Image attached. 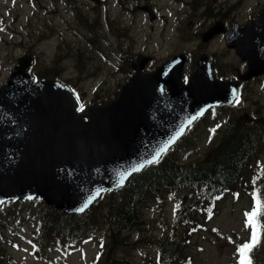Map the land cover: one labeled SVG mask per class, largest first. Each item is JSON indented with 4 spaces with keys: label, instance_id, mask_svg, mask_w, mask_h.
Returning <instances> with one entry per match:
<instances>
[{
    "label": "rangeland",
    "instance_id": "rangeland-1",
    "mask_svg": "<svg viewBox=\"0 0 264 264\" xmlns=\"http://www.w3.org/2000/svg\"><path fill=\"white\" fill-rule=\"evenodd\" d=\"M152 1L158 5L161 19L149 23L140 14L136 23L131 24L134 15L114 8L111 15L123 22L121 28L125 29H121L120 34L115 29L116 35L109 30L110 41H105L73 26L70 21L72 12L62 0H0V82L9 75L18 57L32 51L36 57L35 71L56 70L57 77L73 85L84 103L107 100L116 95L119 84L130 75L119 51L128 53L131 49L135 54L140 51L152 53L151 68L155 69L181 49L195 48L194 43L183 40L177 33L178 17L185 20L183 13L190 10L189 6L181 4L182 1L191 2L197 9L194 19L199 21L202 29L211 21L206 9L212 14L224 2L234 4L231 16L237 20L246 16L250 18L264 8V0ZM86 3L87 0H78L79 5ZM56 5H60L58 9L61 11L58 12ZM84 10L88 13L90 7ZM94 10L88 13L90 19L96 18L97 10ZM217 41L211 49L221 55L231 69L242 67L236 54L229 52L223 41ZM230 116L243 124L264 117V87L261 83L256 82L244 90L232 109L209 112L191 128L187 139L192 143L183 142L173 150L174 155L188 165L206 158L213 152L221 128ZM249 161L243 180L215 194L198 210L190 211L188 225L177 222L175 209L178 203L172 195L165 192L160 199L151 198L145 208V226L151 234L168 236L176 226V234L182 236L183 241L182 258L177 264H239L238 248L251 241L252 228L246 226V214L253 211L256 180L264 156L255 154ZM43 209L44 204L39 200L26 203L21 209L12 203L0 208V264H104L99 261L100 257L110 247L105 246V234L101 230L87 232L82 240L69 244L46 237L39 239ZM260 231V243L252 250L254 254L256 251L264 253V228ZM115 256L138 264H159L157 250L148 243L129 249L119 247Z\"/></svg>",
    "mask_w": 264,
    "mask_h": 264
},
{
    "label": "water",
    "instance_id": "water-1",
    "mask_svg": "<svg viewBox=\"0 0 264 264\" xmlns=\"http://www.w3.org/2000/svg\"><path fill=\"white\" fill-rule=\"evenodd\" d=\"M227 45L249 64L242 80L264 74V11L227 33ZM186 60L178 53L143 73L148 58L139 57L115 98L82 106L54 75L35 79L30 56L20 58L0 86V205L40 196L82 214L158 161L208 109L234 102L238 82L216 78L205 54L183 83Z\"/></svg>",
    "mask_w": 264,
    "mask_h": 264
},
{
    "label": "trees",
    "instance_id": "trees-1",
    "mask_svg": "<svg viewBox=\"0 0 264 264\" xmlns=\"http://www.w3.org/2000/svg\"><path fill=\"white\" fill-rule=\"evenodd\" d=\"M49 73L57 74V71L47 68L39 75ZM258 151H264V119L254 124L229 120L211 156L205 160L187 165L170 151L158 163L135 174L124 187L103 194L83 215H65L45 205L38 238L69 244L82 240L87 232L101 230L106 246L110 247L100 257L99 261L104 264H138L128 258H118L115 253L119 247L136 248L143 243L157 250L159 264H177L182 258L183 241L176 234V227L168 236L151 234L145 226V208L151 198L160 199L165 192L172 194L180 201L179 218L187 217L190 210L198 209L215 193L239 180L246 172L247 159ZM256 182L257 194L264 201V165ZM255 263L264 264V255L257 252Z\"/></svg>",
    "mask_w": 264,
    "mask_h": 264
},
{
    "label": "flooded vegetation",
    "instance_id": "flooded-vegetation-1",
    "mask_svg": "<svg viewBox=\"0 0 264 264\" xmlns=\"http://www.w3.org/2000/svg\"><path fill=\"white\" fill-rule=\"evenodd\" d=\"M121 1L122 0H101V2H99L101 5H105L108 2V8H107V11L105 13L107 15L106 19L104 16L103 19L99 20L100 27H101L104 35H105L104 39L106 41L110 40V38L108 36V33H110L109 30L114 32V34H112V35H116L115 29L118 30V34L121 33V21L117 20L114 16L111 15L112 10L114 8H121L124 11L129 12L132 15H134V18L131 21V23H133V24L136 23L140 14L143 16V19H146L151 23L150 16L148 15L147 10H144L143 7L151 6L152 8L155 9V11L157 10V8L154 5V2L152 0H124L125 1L124 7L121 6ZM99 3L98 4L92 3L91 5H89V7L92 9H95L97 6H99ZM182 3L185 6H189L190 10L188 11V13H183V15L186 16L185 20H182L180 17V20L182 22L179 23L180 27L177 28V30H178L177 33L179 32L181 34V37L183 40L189 39L192 43H194L196 45L193 50H187L186 51V53L189 55V60L185 66L184 75L185 74L191 75V73L195 67L197 57L202 53H208L212 59L214 71H215V73H217V75L220 76V78L238 79L242 73L246 72V70L248 68V63L246 61L241 60L242 67L235 68L233 70V69H231L230 65L227 62H224L223 57L221 55L218 56L217 52H215L211 49L212 45L213 44L215 45V43L218 42L217 40H221L225 43L224 33L221 32V33L217 34L210 42H207V43L203 41L202 35L205 31H207L209 28H211L216 23H219L221 25L222 29H226L227 31H230L234 27L235 24H237V23L238 24H245L248 21H250L251 18L249 19V16H246L245 19L237 20L236 17L231 16V12H232L231 10L233 9L234 4L231 6V5H228L227 2H224L222 5H220L216 9L215 12H213L212 14L211 13L208 14L211 17V21L207 23V25L205 26L204 29H202L199 21L194 19V17H196L197 12H196V9L193 6V4L191 2H185V1H182ZM66 6L68 8L70 7L67 4H66ZM71 7L72 8L79 7L80 10L83 7V9H84V5L83 6L71 5ZM79 17H83V14H80L78 12H72L71 20L77 25V27H81L80 24L76 21ZM105 27L107 28V31H106ZM183 50H185V49H183ZM227 50L229 52L235 53V51L233 49H227ZM28 53H30V52H28ZM148 55H150L154 60V55L152 53H148ZM153 60H151L145 66V68H144L145 72L152 70L151 64H152ZM32 67L30 68V70H32ZM228 72H230V73H228ZM256 82L261 83L262 86L264 87V76L253 78L249 82H240L239 93L244 91V90L246 91L248 88H250Z\"/></svg>",
    "mask_w": 264,
    "mask_h": 264
},
{
    "label": "snow or ice",
    "instance_id": "snow-or-ice-1",
    "mask_svg": "<svg viewBox=\"0 0 264 264\" xmlns=\"http://www.w3.org/2000/svg\"><path fill=\"white\" fill-rule=\"evenodd\" d=\"M120 182L121 183L123 182V177H121ZM84 207H87V204H85ZM83 210H84L83 208L80 209V211ZM246 216H247L246 226L252 228L251 241L242 244L238 248V253L240 256L239 264H252L250 253L260 243V237H261L260 230L261 228H264V220L261 219L262 217H264V201H261L259 195L256 196V202L253 211L247 213Z\"/></svg>",
    "mask_w": 264,
    "mask_h": 264
},
{
    "label": "bare ground",
    "instance_id": "bare-ground-1",
    "mask_svg": "<svg viewBox=\"0 0 264 264\" xmlns=\"http://www.w3.org/2000/svg\"><path fill=\"white\" fill-rule=\"evenodd\" d=\"M169 155V154H168ZM169 157V156H168ZM108 194V193H107ZM44 204V203H43ZM59 213V212H58Z\"/></svg>",
    "mask_w": 264,
    "mask_h": 264
}]
</instances>
